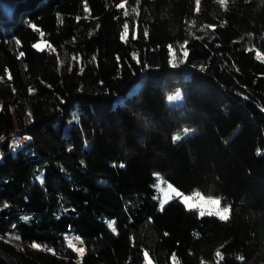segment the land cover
Listing matches in <instances>:
<instances>
[{
	"label": "trees",
	"instance_id": "16d2710c",
	"mask_svg": "<svg viewBox=\"0 0 264 264\" xmlns=\"http://www.w3.org/2000/svg\"><path fill=\"white\" fill-rule=\"evenodd\" d=\"M145 252L264 264V0H0V264Z\"/></svg>",
	"mask_w": 264,
	"mask_h": 264
},
{
	"label": "rangeland",
	"instance_id": "374dc122",
	"mask_svg": "<svg viewBox=\"0 0 264 264\" xmlns=\"http://www.w3.org/2000/svg\"><path fill=\"white\" fill-rule=\"evenodd\" d=\"M40 45L41 44H39V46ZM170 102L172 104H181V103H183V98L180 97L178 100H170ZM27 119H28L27 122L29 123L31 121L30 114H28ZM184 135H186V134L185 133L177 134L176 138L177 137H180L181 138ZM28 138H29L28 135H24L22 137L14 138L13 139V142H12V148L13 149H16L20 144H22L25 141H27ZM155 188L157 190V196L160 199L161 203H166V202L170 201L173 198H178V199H180V200H182L184 202V197H189V198H191L190 201H189V203L186 204L184 202L186 204V206L188 208H190V209H197L200 212L201 211H204V212H213V213L216 212V208L215 207L210 206V205H208L206 203L205 204H202L201 203V198L204 201H207L209 199H219L221 201L220 198L205 196L200 191H195V192H193L191 194H185V193L181 192L180 190L176 189L170 182H168L166 179H164L161 175H157V180H156ZM176 192H179L180 193V196H176L175 195ZM192 205H200V206H192ZM220 208L221 209L224 208L222 206V202L220 203ZM111 225L114 228V225L113 224H111ZM69 242H70L71 245L74 244L76 248H79V247H83L84 248L83 242H82L81 238H79V237L72 236V237L69 238ZM149 258L151 259L152 264H156L152 260L151 257H149Z\"/></svg>",
	"mask_w": 264,
	"mask_h": 264
},
{
	"label": "snow or ice",
	"instance_id": "6c2138e0",
	"mask_svg": "<svg viewBox=\"0 0 264 264\" xmlns=\"http://www.w3.org/2000/svg\"><path fill=\"white\" fill-rule=\"evenodd\" d=\"M228 2V0H219V3L224 6L226 5ZM197 4H199V0H197ZM121 7H123V5H120ZM198 10V9H197ZM126 15L128 13H125ZM128 34V26L127 24L125 25V28H124V35L122 36V38L126 37ZM185 55H187V53H185ZM175 66V64L173 65ZM180 98V94L177 93L175 96H170L169 97V100H178ZM192 130L191 129H184V133L185 134H188L190 133ZM177 139H180V137H177ZM176 196H180V193L179 192H176L175 193ZM191 198L189 197H184V202L187 204L189 203ZM201 203L202 204H208L210 206H213L216 208V212L215 213H212V212H209L208 214H215V215H218L220 219H223V220H227L229 218V213H230V209L228 207H224V208H220V203L221 201L219 199H209L207 201H204L202 198H201ZM192 206H200V205H192ZM201 215H204L205 212L204 211H201L200 213ZM111 226V225H110ZM113 230H115L113 228ZM17 239H19V237H16ZM75 251H77L80 256H83L84 252H85V249L83 247H79V248H76L74 244L71 245ZM33 247H40V245H37V244H33ZM144 256L146 258V264H152V261L151 259L149 258V253L145 252L144 253ZM218 256H220V254L218 253ZM220 258L222 259V256H220Z\"/></svg>",
	"mask_w": 264,
	"mask_h": 264
}]
</instances>
